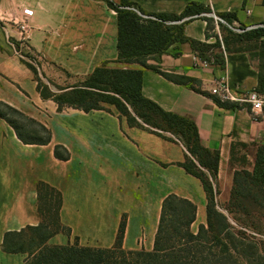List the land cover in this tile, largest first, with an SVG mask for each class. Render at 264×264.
Listing matches in <instances>:
<instances>
[{"label": "crops", "instance_id": "1", "mask_svg": "<svg viewBox=\"0 0 264 264\" xmlns=\"http://www.w3.org/2000/svg\"><path fill=\"white\" fill-rule=\"evenodd\" d=\"M128 1L147 13L173 15L197 3L212 14H234L232 26L264 25V0ZM213 26L212 34L223 46L217 51L224 57V68L201 61L188 44L173 46L157 62H148L173 77L196 80L199 92L151 70L142 71L141 91L163 110L194 121L201 144L218 152L216 184L223 195L232 186L235 171L253 168L256 148L264 145V111L226 109L214 101L210 91L220 82L238 92H257L259 49L254 45L236 50L229 43L225 51L222 39L227 34L218 22L213 21ZM206 27L205 20L194 18L184 25V35L212 44L216 37H206ZM10 41L25 42L46 64L74 78L88 76L105 62L120 66L115 63L116 14L104 0H0V102L50 131L49 143L24 144L0 118V264L25 262L23 254L3 252L2 239L6 232L41 222L39 183L60 194L58 217L69 230V235L51 237L50 245L76 242L82 247L110 248L123 223L122 248L151 251L161 205L170 194L196 206L192 226L205 223L206 196L200 182L177 166L187 155L177 140L131 127L111 107L58 110L53 101L41 98L32 73ZM56 146L66 151L67 158L55 155Z\"/></svg>", "mask_w": 264, "mask_h": 264}, {"label": "trees", "instance_id": "2", "mask_svg": "<svg viewBox=\"0 0 264 264\" xmlns=\"http://www.w3.org/2000/svg\"><path fill=\"white\" fill-rule=\"evenodd\" d=\"M104 1L115 12L117 19L118 57L115 63L137 65L138 69L115 67L105 62L78 84L59 88L60 94L52 95L42 90L33 66L23 60L21 62L34 75L41 98L53 101L58 110L67 107L83 112L108 111L103 106L109 105L115 108L118 118H124L129 126L142 128L167 140H177L187 153L184 161L177 166L200 182L206 196L205 223L199 224L196 233H193L191 226L196 219V206L187 199L170 194L162 202L151 251L124 250L121 241L123 223L120 224L115 244L110 248L82 247L76 242L63 246L49 245L51 237L58 233L69 235V230L59 221L60 194L48 185L39 183L38 212L41 222L18 232L4 233L3 252L25 255L24 264H264L263 260L259 263L253 261L260 256L257 245L245 233L237 231L225 215L213 209L217 193L213 184L216 182L218 170V152L201 144L192 119L163 110L145 98L141 91L142 71L151 70L172 82L199 92L196 80L183 76L173 77L162 72L159 66L148 64L151 60L157 62L173 46L188 44L201 61L224 68V57L221 52L216 51L221 44L212 34L214 20L208 17V14H212L211 10L201 4L191 3L179 15L155 14L144 12L128 0H119L118 3L113 0ZM214 15L228 25L235 19L234 14L229 13ZM194 18L206 21V37L215 36L214 43L199 42L184 35V25ZM218 26L227 34L222 39L225 51H229V43H236V39L258 42L264 37V28L238 35L219 22ZM259 42V45H255L259 49L257 92L264 95V41ZM214 101L226 109L247 108L229 102L221 103L216 98ZM0 107L5 111L0 110V118L12 127L21 142L40 145L50 142V131L45 126L3 102H0ZM127 107L132 108L135 117H129ZM9 116L26 121L36 130L23 131ZM135 118L149 130L138 124ZM163 133L172 137H166ZM54 153L61 159L67 158L66 151L60 146L55 147ZM233 186L238 187V191H233L237 197L244 198L251 195L247 186L258 188L259 207L264 210V145L256 148L251 171L241 169L234 172Z\"/></svg>", "mask_w": 264, "mask_h": 264}, {"label": "rangeland", "instance_id": "3", "mask_svg": "<svg viewBox=\"0 0 264 264\" xmlns=\"http://www.w3.org/2000/svg\"><path fill=\"white\" fill-rule=\"evenodd\" d=\"M208 17H210L209 14ZM254 45H256V42H249L246 39L242 38L239 41L236 39V43L234 42V44L231 47L233 49L236 48L251 49L254 47ZM14 46L18 52V56L20 57V59L33 66L36 73L35 77L39 79L43 91H48V93L52 95H59L60 94L59 88L75 85L81 81L82 78L70 77L61 70L46 64L25 42L15 41ZM119 67H122V65H120ZM103 107L105 109L110 108L109 105H104ZM111 108L115 110L114 107ZM127 109H128L129 117H135L132 108L127 107ZM0 110L2 112H5L1 107ZM9 118L12 121H14L17 125L22 127L23 131L36 130V128L33 125L29 126L26 121L17 119L13 116H9ZM135 119L138 124L143 126L145 129L149 130V128L146 125L142 124L139 119L137 118ZM163 135L166 137H172L170 134L167 133H163ZM213 185L217 190V193L215 195V206L213 209L225 215L229 223L237 231L245 233L247 238L251 242L257 245V247L260 250L259 253L260 256L255 257L253 261L255 263H259L262 260L264 261V210L259 207L260 193L258 188L253 186H247L250 189L251 195H248L246 196V198H244L242 196L237 197V195L233 192L234 190L238 191V187L233 186V184L230 187L228 193L223 195H220L216 182ZM262 196L264 198V193ZM197 228L198 225H193L191 226V231L193 233H196ZM65 231L67 232V230Z\"/></svg>", "mask_w": 264, "mask_h": 264}, {"label": "built area", "instance_id": "4", "mask_svg": "<svg viewBox=\"0 0 264 264\" xmlns=\"http://www.w3.org/2000/svg\"><path fill=\"white\" fill-rule=\"evenodd\" d=\"M209 16L212 17L214 21L225 25L229 30H231L235 34H243L245 32L257 28H264V25L250 27L232 26L228 25L224 20L214 14H209ZM19 28L20 30L24 31L26 27L24 24L21 23L19 25ZM10 46L14 49L15 54L18 55L13 41H10ZM222 47L223 46L221 45V48ZM210 94L221 103L229 102L239 106H247L253 113H262L264 111V95H261L254 91L238 92L232 89L226 83L220 82L217 84V86L211 89Z\"/></svg>", "mask_w": 264, "mask_h": 264}]
</instances>
